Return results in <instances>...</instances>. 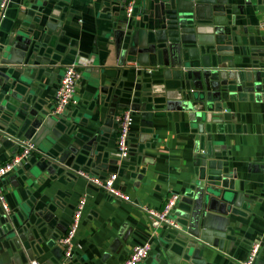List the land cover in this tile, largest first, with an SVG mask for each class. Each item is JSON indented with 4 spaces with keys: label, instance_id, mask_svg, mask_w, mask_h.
<instances>
[{
    "label": "crops",
    "instance_id": "1",
    "mask_svg": "<svg viewBox=\"0 0 264 264\" xmlns=\"http://www.w3.org/2000/svg\"><path fill=\"white\" fill-rule=\"evenodd\" d=\"M146 3L138 0L140 30L153 27V3L147 9ZM232 3L238 6L234 28L245 43L237 53L253 61L236 63L233 71L245 74L234 80L248 87L260 80L262 90L231 91L226 108L218 105L216 111L206 101L202 121L208 126L201 133L185 89H179L178 79H165L162 70L143 76L152 89L147 96L140 90L134 96L137 63L130 56L122 62L117 51V28L127 21L125 0H13L0 31V55L14 32L23 33L35 47L29 65L36 77L30 81L24 76L33 82L28 86L18 71L12 72L13 65L0 62V166L18 151L9 136L33 140L36 117L31 112L55 121L52 133L39 144L33 140L36 150L3 180L13 215L7 219L0 209V264H60L64 249L56 239L67 232L84 194L78 248L68 264H121L135 245L145 242L151 244L150 255L137 264H193L175 242V228L153 226L144 207L161 211L169 196L179 194L169 216L182 228L180 215L188 209L183 198L197 177L198 154L207 148L209 134L221 146V158L237 171L249 199L229 214L230 246L209 249L203 264H244L256 243L260 249L253 264H264V0ZM223 59L225 64L234 60ZM72 63L82 71L78 102L56 115L55 92ZM130 107L136 108L132 150L121 159L117 124L106 122L113 109L119 113ZM70 167L103 178L118 174L115 185L132 200L91 187Z\"/></svg>",
    "mask_w": 264,
    "mask_h": 264
},
{
    "label": "water",
    "instance_id": "2",
    "mask_svg": "<svg viewBox=\"0 0 264 264\" xmlns=\"http://www.w3.org/2000/svg\"><path fill=\"white\" fill-rule=\"evenodd\" d=\"M149 1L146 0V9L149 7ZM151 1L153 8L149 18H153L152 28L140 30L138 0L135 3L133 17L127 16V21L117 28L118 54H121L122 62L127 56L132 57L140 74L134 96L136 90L147 96L152 89L149 84L143 83V76L151 74L156 68L162 70L165 79L179 80V89H185L187 97L185 100L192 102L190 107L197 113L199 131L205 133L208 125H204L202 121V112L207 109L206 101L212 107L208 109L216 111L218 105L226 108L225 102L231 91L262 90L260 80L254 79L257 82L250 87L246 86L245 81L238 84L235 82L237 80H234L245 74L244 71H233L236 63L253 62L249 55L247 56L249 60L244 61L243 54L237 53L245 46L242 37L236 34L237 28H234L233 14H237L235 10L238 6L233 4L232 0ZM15 33L2 46L0 62L4 65H13L12 72L18 71L21 74L20 79L26 85L32 86L33 82H26L23 78L27 76L33 81L36 77V69L29 65V61L33 59L32 55L35 54V47L31 48V38L23 33ZM30 49L32 53L29 56ZM226 56H233L234 60L225 64L226 60L223 57ZM150 67L151 72L148 70ZM221 69L227 70L226 74ZM248 76H251V73ZM130 108L134 110L135 115L136 108ZM115 111V109L111 111L106 125L110 126L114 122ZM31 114L36 117L33 121L36 131L31 137L41 142L52 133V121L55 119L45 117L42 113L39 116L37 112ZM219 132L224 131L220 129ZM2 135L4 132L0 131V137ZM207 138L209 140L207 148L204 151L200 150L198 154L197 177L190 194L183 198L188 204V209L180 215L182 218L180 222L184 227L175 228L174 236L180 251L193 264H203L206 257L204 253L209 249L213 250L212 247L223 250L222 243L230 246L232 240L229 237L233 230L230 228L229 214L249 199L244 184L237 178V171L230 168V160L221 158L218 150L221 146L213 144L211 134ZM131 150L132 147L130 153ZM70 169L71 172L68 171L73 174L74 170L80 168ZM60 237L56 239L55 244ZM21 252L22 250H19V253Z\"/></svg>",
    "mask_w": 264,
    "mask_h": 264
},
{
    "label": "built area",
    "instance_id": "3",
    "mask_svg": "<svg viewBox=\"0 0 264 264\" xmlns=\"http://www.w3.org/2000/svg\"><path fill=\"white\" fill-rule=\"evenodd\" d=\"M13 3V0H0V31L4 20L7 18L8 11ZM136 0H126V12L128 18L133 17V12L135 8ZM149 72L151 69L148 68ZM82 78V71L80 65L77 63L69 64L65 67L64 73L60 80V83L55 92V106L53 113L56 115H62L66 110L78 102L77 86ZM114 121L117 124V149L120 158H126L130 153V134L132 125L134 123V110L132 108H127L122 112L114 114ZM10 139L18 147V151L4 164L0 166V209L6 218L10 219L13 215V209L9 203L6 191L4 189L3 180L10 173L15 171L19 164L24 160L29 158L31 153L36 150V143L32 139L13 137L9 136ZM76 176L81 177L86 180V182L93 188L103 189L109 195L117 199H123L131 201V197L122 191L119 187L115 185L118 178V174L114 173L108 177H100L91 174L88 171L78 169L73 171ZM180 199L179 194H172L168 197L163 210L158 211L154 209H147L152 224L155 227L160 225H168L170 227L179 228L180 225L172 219L169 214L175 208L177 202ZM87 203V195L84 194L79 199L77 206L74 211L73 219L69 225V228L65 235H62L57 240V245L64 249V255L61 260V264H68L75 256L76 250L78 248V243L76 242V235L80 226L82 219V213ZM260 249V244L256 243L252 247L251 255L249 259L244 262V264H253L255 257ZM151 252V244L145 242L143 244H137L133 247L128 258H126L121 264H137L145 260ZM31 264H39L38 261L32 260Z\"/></svg>",
    "mask_w": 264,
    "mask_h": 264
}]
</instances>
